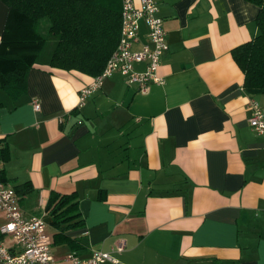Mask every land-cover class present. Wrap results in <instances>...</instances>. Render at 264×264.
Segmentation results:
<instances>
[{
	"label": "crops",
	"instance_id": "0c3cea01",
	"mask_svg": "<svg viewBox=\"0 0 264 264\" xmlns=\"http://www.w3.org/2000/svg\"><path fill=\"white\" fill-rule=\"evenodd\" d=\"M155 1L162 84L140 93L114 72L77 106L92 77L34 66L19 100L0 89L4 183L29 182L19 207L48 222L49 192L75 193L82 257L123 242L120 264H264V138L248 124L249 99L264 110V95L243 90L230 54L258 33L257 7ZM6 14L0 1V34ZM144 41L140 25L133 48Z\"/></svg>",
	"mask_w": 264,
	"mask_h": 264
},
{
	"label": "trees",
	"instance_id": "16d2710c",
	"mask_svg": "<svg viewBox=\"0 0 264 264\" xmlns=\"http://www.w3.org/2000/svg\"><path fill=\"white\" fill-rule=\"evenodd\" d=\"M7 7L0 34V89L11 102L26 91V76L34 66L98 75L115 49L120 30L121 0H0ZM257 7L256 36L230 51L243 75L249 95H264V0H245ZM42 18L49 25L39 32ZM2 104L0 103V108ZM76 109L73 110V113ZM8 146L0 145V162L9 159ZM0 181H6L0 169ZM29 182L13 186L18 196L31 191ZM20 199V198H19ZM54 229L52 245L81 248L69 232L83 227L75 193L51 190L44 206Z\"/></svg>",
	"mask_w": 264,
	"mask_h": 264
},
{
	"label": "built area",
	"instance_id": "2783aa9c",
	"mask_svg": "<svg viewBox=\"0 0 264 264\" xmlns=\"http://www.w3.org/2000/svg\"><path fill=\"white\" fill-rule=\"evenodd\" d=\"M140 25L145 30V41L140 49ZM166 32L162 18L158 15L155 0H121L120 30L117 45L102 69L92 78L91 84L82 87L77 95V106L83 105L87 97L96 92L103 80L117 72L128 84L146 93L151 84H162L157 75L162 54L167 50ZM144 63L137 71L136 63ZM251 115L249 126L264 138V110L256 101L249 99ZM34 110L39 103L32 101ZM0 213L4 222L0 225V264H120L113 256L123 249L119 242L108 251L91 250L85 257L76 251H67L59 260L52 252V235L47 232V222L40 217H25L19 207V196L12 186L0 181Z\"/></svg>",
	"mask_w": 264,
	"mask_h": 264
},
{
	"label": "rangeland",
	"instance_id": "374dc122",
	"mask_svg": "<svg viewBox=\"0 0 264 264\" xmlns=\"http://www.w3.org/2000/svg\"><path fill=\"white\" fill-rule=\"evenodd\" d=\"M48 25H49L48 19L42 18L40 20V24H39V32L41 34H46ZM1 220H2V214L0 217V223H1ZM46 222H47V232L49 234H52L54 232V229L52 228V226L49 224L48 221H46ZM67 250H68L67 246H64V245H58V246L52 247V252L54 253V255L57 259H60L61 257H63V255L67 252Z\"/></svg>",
	"mask_w": 264,
	"mask_h": 264
}]
</instances>
